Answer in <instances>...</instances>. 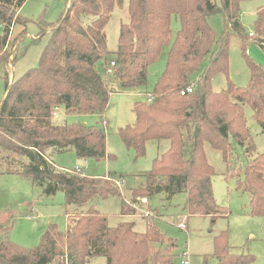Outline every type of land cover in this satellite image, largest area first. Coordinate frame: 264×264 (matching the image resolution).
<instances>
[{
    "label": "trees",
    "instance_id": "obj_1",
    "mask_svg": "<svg viewBox=\"0 0 264 264\" xmlns=\"http://www.w3.org/2000/svg\"><path fill=\"white\" fill-rule=\"evenodd\" d=\"M27 1L0 0V76L6 82L0 102V176L29 179L46 196L62 191L69 224L65 231L48 226L40 245L25 249L9 240L14 215L0 212V264H89L96 257L105 258L107 264H172L173 239L153 225L143 233L131 221L110 226L95 207L98 200L120 197L124 205L121 215L136 214L116 178L65 171L52 160L53 154L69 151L81 159L110 157L105 121L103 126L57 124L54 113L59 109L58 115H99L103 120L115 83L124 90L147 84L148 69L171 40L172 20L178 17L180 30L164 72L148 100L135 103V122L119 130L126 148L136 157L146 154L150 141L168 142V149L144 175V183L131 191L135 206L131 207L156 195L171 200L185 193L190 216H228L230 212L214 198L212 179L216 172L206 146L221 152L227 164L233 158L231 137L254 154L256 145L247 126L246 105L264 132L263 66L247 58V86L237 87L228 79L226 91L217 93L212 88L216 75L228 77L229 34H242L241 3L247 0H128V21L120 27L118 49L110 62L105 28L124 0H70L59 22L45 24L35 39L50 34L39 66L14 80L20 46L12 35L26 22L20 10ZM214 15L224 19L219 37L208 21ZM84 16L94 19L83 25ZM254 36L264 50V8L257 13ZM102 60L109 76L97 69ZM205 60L208 62L202 71ZM197 73L201 74L199 79L195 78ZM189 87L193 92L182 95ZM187 142L191 152L185 158ZM239 188L250 195L251 215L264 216V152L244 168ZM215 256L218 264H253L255 260L251 254L232 253L226 234L216 238Z\"/></svg>",
    "mask_w": 264,
    "mask_h": 264
},
{
    "label": "rangeland",
    "instance_id": "obj_2",
    "mask_svg": "<svg viewBox=\"0 0 264 264\" xmlns=\"http://www.w3.org/2000/svg\"><path fill=\"white\" fill-rule=\"evenodd\" d=\"M70 0H28L20 10L25 24L16 27L13 39L18 38V60L14 66V80L21 78L28 70L39 66L43 50L50 39V34L41 35L45 24H57L67 9ZM128 0H124L122 8L116 7L105 28L106 40L110 55L108 62L115 58L118 49L120 27L128 21ZM264 8V0H247L241 3L242 15L240 23L242 34L233 31L229 34V73L228 77L218 74L213 78L212 88L215 92H224L228 88V79L237 87H245L250 80L247 58L264 67V50L255 34L257 13ZM93 16H84L82 23L92 22ZM44 21L39 24V22ZM211 27L219 37L224 28V19L221 15H214L208 19ZM173 36L164 47L159 60L148 69L147 84L130 90H124L118 83L107 107L104 119L99 115H81L66 117L61 112L54 122L83 123L86 125L103 126L107 133V153L110 157L103 160L81 159L74 151L56 153L52 160L56 166L65 171H75L80 168L90 177L111 176L117 179V185L126 201L132 202L131 191L141 186L145 181V174L153 168L156 158L167 149V141H150L146 145V154L136 157L133 151L128 150L119 136L120 128L135 122L134 106L137 102L148 100L149 93L155 87L158 78L165 70L168 53L180 30L178 17L172 20ZM202 65V71L207 65ZM98 71L105 77L107 72L106 61L97 64ZM201 74L195 75L199 79ZM6 91V82L0 76V102ZM247 126L256 145L254 154L247 153V148L239 145L232 137L233 158L227 164L221 152L206 146L207 158L216 174L212 179L214 198L220 207L230 213L225 217L213 219L209 216H190L187 212V194L176 195L171 200H165L162 195H156L147 203L142 201L136 205V214L132 217H123V200L120 197H111L107 200H98L95 207L108 220L110 226H116L123 221L135 223L138 232H146L150 225L156 227L167 238L176 242L175 258L172 264H218L215 256V240L223 234L234 254H251L253 264H264V216H252L250 212V195L239 188V182L244 180V168L258 154L264 152V132L253 119V110L244 106ZM191 146L187 142L184 148V157L188 158ZM133 203V202H132ZM9 211L14 215V223L9 240L25 248L34 249L41 243V239L48 226L56 225L60 231H65L69 224L65 195L59 191L55 196H46L41 188L32 184L29 179L15 175L0 176V212ZM149 216V217H148ZM186 225L181 228L180 225ZM188 256H187V255ZM90 264H107L103 257H96Z\"/></svg>",
    "mask_w": 264,
    "mask_h": 264
},
{
    "label": "built area",
    "instance_id": "obj_3",
    "mask_svg": "<svg viewBox=\"0 0 264 264\" xmlns=\"http://www.w3.org/2000/svg\"><path fill=\"white\" fill-rule=\"evenodd\" d=\"M0 36H1V27H0ZM250 36L253 37V34L251 33ZM114 67H115V63L113 62V63H112V68H114ZM192 92H193V89L189 87V88H187L185 91L182 92V95H185L186 93H187V94H188V93H192ZM149 101L151 102V99H149ZM59 111H60L59 109H56V111H55V113H54V117H57V116H58ZM77 170L80 171L79 168H77ZM141 201H142V204L148 202L147 199H142ZM127 203H128V205L134 206L133 203H131L130 201H127ZM134 207H135V206H134ZM148 217H149V216H148ZM185 226H186V225H184V224H181V225H180L181 228H185ZM186 255H187V254H186ZM187 256H188V255H187ZM184 264H187V262L184 261Z\"/></svg>",
    "mask_w": 264,
    "mask_h": 264
},
{
    "label": "crops",
    "instance_id": "obj_4",
    "mask_svg": "<svg viewBox=\"0 0 264 264\" xmlns=\"http://www.w3.org/2000/svg\"><path fill=\"white\" fill-rule=\"evenodd\" d=\"M5 95V94H4ZM4 99V96H3V98H2V100ZM80 169V168H79ZM81 171H84V170H82V169H80ZM85 172V171H84ZM90 264V263H89Z\"/></svg>",
    "mask_w": 264,
    "mask_h": 264
}]
</instances>
